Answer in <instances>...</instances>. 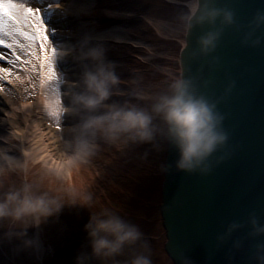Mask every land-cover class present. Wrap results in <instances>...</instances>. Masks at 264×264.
<instances>
[{"label":"clouds","instance_id":"obj_1","mask_svg":"<svg viewBox=\"0 0 264 264\" xmlns=\"http://www.w3.org/2000/svg\"><path fill=\"white\" fill-rule=\"evenodd\" d=\"M185 8L177 18L185 38L182 42L187 47L186 38L193 28L209 25V30L197 41L199 51L207 55L215 50L221 36V30L214 27L217 21L231 25L234 14L216 7L215 0H185ZM257 21L264 23V15H258ZM92 39L86 34L78 44L57 53L59 57H73L84 68L80 80L70 83L71 90L64 93L70 103L65 105L62 96L54 92L45 93L44 98L48 112L54 110L61 118L70 114L78 120L65 129L68 138L62 137L61 155L69 165L88 162L105 145L121 149L152 143L162 136L179 153L177 168L191 172L226 143L222 116L191 79L175 76L163 93L144 91L137 86L138 79L130 82L129 89H122L116 64L107 59L104 44H93ZM13 173L19 177L18 182L9 180ZM29 175L27 159L20 160L0 151V244L5 240L17 241V252L32 249L35 242L28 238L29 230L58 217L65 206L90 211L84 226L87 250L77 255L76 264H121L118 258L125 254V249L142 240L143 233L137 225L108 206L98 207L92 192L69 187L61 194L58 190L42 188ZM258 231L264 233V228ZM130 264H151V260L137 254Z\"/></svg>","mask_w":264,"mask_h":264},{"label":"water","instance_id":"obj_2","mask_svg":"<svg viewBox=\"0 0 264 264\" xmlns=\"http://www.w3.org/2000/svg\"><path fill=\"white\" fill-rule=\"evenodd\" d=\"M234 23L214 51H199L209 25L193 28L189 76L215 104L228 139L200 168L180 170L170 143L165 189L167 232L176 264H264V0H215ZM259 41V43H257ZM184 74V75H185ZM169 244V243H168ZM169 248V247H168Z\"/></svg>","mask_w":264,"mask_h":264},{"label":"rangeland","instance_id":"obj_3","mask_svg":"<svg viewBox=\"0 0 264 264\" xmlns=\"http://www.w3.org/2000/svg\"><path fill=\"white\" fill-rule=\"evenodd\" d=\"M98 3L105 13L126 19L125 31L131 42L113 43L122 56L116 59V66L131 71L139 80L137 86L146 92L167 91L171 79L181 75L179 51L185 38L177 18L187 10L185 0H96L95 4ZM12 53L8 48L3 51L8 59H14ZM47 54L51 56V50ZM3 62L8 63L0 61V67ZM55 66L63 72L64 68L56 60ZM6 82L1 85L5 86ZM67 89L61 87V90ZM64 104H69L68 98ZM14 120L17 126L24 125L18 117ZM166 147V140L157 136L152 143L116 148L110 152L109 162L94 161L99 170L97 180L95 184L84 185L83 190L94 194L98 207L108 206L119 212L143 233L142 240L126 248L125 254L118 258L121 264H130L137 254L148 256L151 264H174L166 248L167 235L160 209ZM29 179L61 194L67 189L66 181L58 175L43 176L34 171ZM9 180L18 182L19 177L13 173ZM89 218V209L65 206L58 217L43 225V230H29L28 238L35 242L32 249L17 252V241L5 240L0 244V264H76L77 255L87 250L84 226Z\"/></svg>","mask_w":264,"mask_h":264},{"label":"bare ground","instance_id":"obj_4","mask_svg":"<svg viewBox=\"0 0 264 264\" xmlns=\"http://www.w3.org/2000/svg\"><path fill=\"white\" fill-rule=\"evenodd\" d=\"M23 2L28 6L41 8V14L48 29L47 35L52 37V40L46 43L47 53L53 47L57 49L58 53L65 47L78 44L87 34L93 38V44L98 42L104 44L107 50V59L115 63L116 59L122 56L116 52L113 43L131 42L125 31L126 26L124 23L126 19L105 13L100 9L99 3L95 4L96 0H23ZM49 4H52L55 10V15L51 20L47 19L45 11ZM21 43L26 44L27 41L21 38ZM186 43L187 47L183 43L180 48L179 58L181 75L189 79V76L185 74L187 71L189 72L188 65L184 61L189 50V36L186 38ZM5 49L0 46V53H3ZM33 50L39 56L37 54L32 56L17 47L15 49L16 54L21 56V61L24 63L18 61L16 65L10 66L7 65L8 63L3 62L1 65L2 67H10L13 74L6 80L8 83L6 82L5 86L1 85L4 80H0V103L8 106V108H5L0 105V151H7L9 155L20 160L27 159L30 173L35 171L43 176L58 175L66 181L64 184L66 188L78 187L84 189L85 184H95L97 180L98 174L96 172L99 170L95 162L98 161L102 164L106 161L109 162L110 158L108 156L111 151H116V147L105 145L88 162L69 165L66 158L61 155L63 150L62 137L68 138L65 129L77 123L78 120L70 114H65L61 118L56 115L54 110L48 112L44 106V98L45 93L54 92L62 96L63 102L68 98L70 103L69 97L64 93L71 90L68 87L70 83L80 80L84 68L82 63L71 56H56V62L64 70L61 72L59 67H56L58 84L48 82L46 78L48 68L43 59L45 50L40 49L38 44L34 46ZM28 61H31V63H27ZM41 64L45 65L43 69L40 67ZM33 65H35V68ZM116 73L123 82L120 87L125 90L129 89L131 87L130 82L135 79L133 73L119 66L116 67ZM61 87L68 89L61 90ZM33 97L34 101L32 100ZM15 117L23 121L24 125L22 127L16 125ZM166 144L167 153L164 180L161 187L162 202L160 203V209L167 235L166 248L170 250L166 211H164L170 143L166 141ZM41 230H43V225L38 228V231ZM169 255L176 264L170 252Z\"/></svg>","mask_w":264,"mask_h":264},{"label":"snow or ice","instance_id":"obj_5","mask_svg":"<svg viewBox=\"0 0 264 264\" xmlns=\"http://www.w3.org/2000/svg\"><path fill=\"white\" fill-rule=\"evenodd\" d=\"M45 11L47 19L51 20L55 15L52 4H49ZM47 32L48 29L40 7L28 6L23 0H19V2L17 0H0V46L13 49L12 55L14 57V59H8L3 53H0V61L7 60L8 64L13 66L18 61L24 63L21 61V56L16 54L15 49L18 47L30 55L36 56L33 49L38 44L40 49L45 50L43 59L48 68L47 81L58 84L55 66L57 49L53 47L51 48V56L47 54L46 43L49 41ZM21 38L27 43H21ZM27 63H31V61ZM44 66L41 64V69ZM33 67L35 68V65ZM12 74L10 67H0V80H8Z\"/></svg>","mask_w":264,"mask_h":264}]
</instances>
